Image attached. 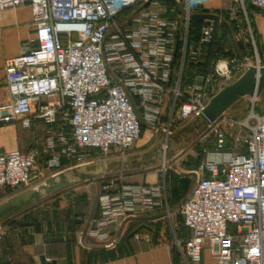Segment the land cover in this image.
<instances>
[{"label":"built area","instance_id":"obj_1","mask_svg":"<svg viewBox=\"0 0 264 264\" xmlns=\"http://www.w3.org/2000/svg\"><path fill=\"white\" fill-rule=\"evenodd\" d=\"M170 2L182 11V29L179 16L167 10ZM228 3L208 9L192 6L191 0H0V11L31 8L35 44L5 61L9 101L0 105V127L19 122L32 130L36 121L46 127L44 155L0 150V193L20 192L43 172L56 174L66 161L78 163L88 151L124 156L143 125L167 138L173 126L201 112L220 83L260 67L257 52L254 63L215 53L206 72L180 89L185 58L197 62L207 55L205 46L214 50L223 41L229 24L224 15L236 28L241 16L246 21L264 16V0ZM127 12L125 32L117 20ZM194 15L202 21L196 48L189 38ZM234 38L235 45L241 35ZM173 69H178L174 85ZM168 95L173 97L169 119L160 123ZM222 118L212 130L213 150L204 154L190 191L176 207L190 235L175 238L174 246L181 264H199L204 252L217 264H264V112L255 116L252 108L242 122ZM223 125L246 132L232 151H226L232 137ZM97 196L100 214L86 234L105 248L118 242L111 239V227L129 218L160 206L171 217L164 186L128 185L112 176L101 179ZM133 239L151 245L148 235Z\"/></svg>","mask_w":264,"mask_h":264},{"label":"crops","instance_id":"obj_2","mask_svg":"<svg viewBox=\"0 0 264 264\" xmlns=\"http://www.w3.org/2000/svg\"><path fill=\"white\" fill-rule=\"evenodd\" d=\"M129 15L130 12H127L117 20L118 26L125 32L129 30L126 26ZM251 18L264 44V18L258 14L252 15ZM226 19H229L228 16ZM32 24V12L29 6L0 11V105L9 101L4 73L5 61L35 46ZM226 30L228 34L229 32L231 34L229 24H226ZM229 37L232 41V35ZM190 44L193 45V39L190 40ZM233 47L235 49L234 44ZM206 54V56L205 54L198 56L197 62H191L189 57L185 58L180 81L181 90H186L197 76L206 72L207 66L216 55L214 50L207 51ZM175 63L177 64L178 60H175ZM177 72L178 69L172 71L173 85L178 79ZM172 101V95H168L165 112L163 111L159 117L160 123L168 121ZM137 103L138 100L134 99V104L137 105ZM167 112L169 113L166 114ZM45 131L46 127L41 121H36L32 130L24 129L19 122L2 126L0 127V150L40 153L45 149ZM64 132L67 134L69 128L67 127ZM149 132L152 134L148 128L143 129L142 136L134 143L135 149H140L147 144L150 140L147 134ZM228 142L229 140L226 142V151H232L233 148L228 145ZM213 148L214 142L208 150ZM77 164L79 163L66 161L60 171ZM156 167L117 177L128 185L164 186L165 203L168 208L174 209L176 204L171 202V193H168L166 189V174L160 170H153ZM49 176L52 175L49 174ZM85 183H90V189L76 188L82 183L74 185L68 188H73L70 193L63 192L68 189L63 190L1 222L0 235L2 232L4 235L0 236V264H51L53 262L55 264H181L174 246V239L185 240L190 232L182 228L181 221L177 225L172 217L168 218L163 206L129 218L122 225L112 226L111 239H118L114 248L98 245V242L86 234L95 225L100 214L97 203L98 186L94 181ZM17 193L12 195L0 193V202ZM168 226L171 240L167 233ZM134 234L148 235L151 238V245L143 241H135ZM175 254L177 259L174 258ZM204 257L207 259V264H217L207 252L203 253L199 264H202ZM42 258H44L43 261Z\"/></svg>","mask_w":264,"mask_h":264},{"label":"water","instance_id":"obj_3","mask_svg":"<svg viewBox=\"0 0 264 264\" xmlns=\"http://www.w3.org/2000/svg\"><path fill=\"white\" fill-rule=\"evenodd\" d=\"M199 17L201 15L193 16ZM263 94L264 66H251L233 81L220 83L201 112L175 135L166 138L160 132L158 141L139 154L75 165L53 174L0 202V223L74 185L159 166L171 160L180 150L182 144L178 138L183 143L189 142L224 114H235L233 108L236 105L252 99L260 100Z\"/></svg>","mask_w":264,"mask_h":264},{"label":"rangeland","instance_id":"obj_4","mask_svg":"<svg viewBox=\"0 0 264 264\" xmlns=\"http://www.w3.org/2000/svg\"><path fill=\"white\" fill-rule=\"evenodd\" d=\"M228 0H191V5L192 6H198V7H203V8H214V7H220V6H227ZM167 10L173 15V17H178L180 24V29H182V25H183V19H182V11L179 10L180 7H178L177 5L173 4L172 2L167 3L166 5ZM199 13H201V11H197ZM260 16H262L264 18L263 15L258 14ZM181 16V17H180ZM223 19L226 20V16H223ZM201 20L198 18H195L194 20L191 21L190 26H189V38L190 40L193 39V47L196 48L198 47V42H196L195 40H197L196 38V34H197V30L198 28H200L201 25ZM227 23H229V27L231 30V35L234 38V35L236 34H240L241 35V39L239 40H234L235 41V49L233 47L232 41L229 37V34L227 32V30H223V41L221 43L218 44L219 47H221V52L224 53V57L225 56H240V57H245L247 58L251 63L255 62V52H257L258 54V58L260 61L261 66L264 65V44L263 41L261 39V36L257 34L255 26L252 22V18L249 16L248 21H246L245 18H243L242 16L239 18L238 23H239V28H236V25H233L232 22H230L227 19ZM193 30V31H191ZM251 35L253 36V41L251 39ZM217 47V46H216ZM204 49H207L206 51H211L213 48H211V46H205ZM236 50V51H235ZM224 59V58H223ZM252 108L254 109V115L255 116H260L263 112H264V94L262 99L260 100H256V101H248L245 104L244 103H240L238 105H236L233 110L236 112L235 114H229L226 113L224 114L222 117H229L231 119H234L235 121H244L250 114H251V110ZM219 118L215 125H213L212 128H206L204 131H202L199 135L195 136L192 140H190L187 143H183L181 138H178L180 140V144H182L180 150L176 153V155L171 159L168 160L166 162H164L163 164L157 166L155 169L153 170H160L163 171L165 170L163 173L166 174V189L168 191V193H171V190L173 189V187L178 185V182L185 178L188 180L189 182V191L194 183V174L193 172L197 170L201 160L204 157V154L206 153V151L212 147L213 145V128H215L216 126H221L222 124V119L223 118ZM191 121H189L188 123L182 124V125H175L171 128V134L175 135L177 132H179L180 130L184 129ZM251 124L255 123V119H251L250 120ZM148 127V126H147ZM147 127H145V125L142 126V131L143 129H146ZM223 127L225 128L227 135L232 137L229 142L228 145L231 146V148L238 146L239 144V140L240 138L246 136V132L242 129H240L239 127H228L227 125H223ZM149 129V128H148ZM150 130V129H149ZM143 134V133H142ZM142 134L140 135V137L142 136ZM150 136V140L147 142V144L140 148V149H135L134 145L133 147L124 155V156H131V155H136L138 153H141L147 149H149L152 145H154L158 139H159V134L158 133H154L152 132V134L149 132L147 133ZM152 136H151V135ZM139 137V138H140ZM138 140V139H137ZM45 149H43L40 154H44L46 152V145L44 146ZM124 156H119L117 153L111 152L107 155H101L98 151H88L85 153V157L84 159H82L81 161H79L77 165L83 164V163H90V162H97V161H101V160H108V159H114V158H118V157H124ZM38 170L41 171V165L38 164ZM42 177L38 178L37 180H35L33 182L32 185L41 182L43 180H45L46 178L50 177L49 174L50 173H42ZM118 176V175H117ZM115 176V177H117ZM119 178V177H118ZM101 181V179L94 181L95 185H99L98 183ZM90 183H82L81 185L76 186V188L79 187H83V188H87L90 189L89 186ZM68 189L66 191L63 192H67L70 193V191L72 190ZM7 195L8 192H6ZM11 195V194H10ZM184 197H181L179 202H176L173 195L171 194V199L173 201V204H176V207L180 204V202L183 200ZM175 207V206H174ZM176 207L173 209L171 208V213H172V218L174 220V223H176L177 225L179 224L178 222H180V215L176 212ZM167 224V223H166ZM169 225V224H168ZM168 236H169V240H171V235H170V230H169V226H168ZM184 235H186L184 233ZM207 259L206 257L203 258L202 264H207Z\"/></svg>","mask_w":264,"mask_h":264},{"label":"trees","instance_id":"obj_5","mask_svg":"<svg viewBox=\"0 0 264 264\" xmlns=\"http://www.w3.org/2000/svg\"><path fill=\"white\" fill-rule=\"evenodd\" d=\"M193 31V30H191ZM198 31H199V28L197 30V34H196V38H198ZM221 47L217 46L214 48V51L216 54L220 53L221 52ZM142 132V131H141ZM189 190V182L187 179L183 178L181 179L179 182H178V185L173 187V189L171 190V194L173 195L174 199L176 202H179L181 197H184L188 194V191ZM183 198V199H184ZM171 202H172V199H171ZM180 221L182 223V218L180 217ZM183 229H186L182 226ZM139 232L140 231H144V230H138ZM175 259H177V255L175 254Z\"/></svg>","mask_w":264,"mask_h":264}]
</instances>
